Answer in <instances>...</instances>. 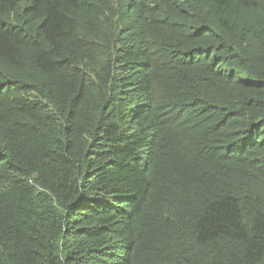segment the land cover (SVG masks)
Segmentation results:
<instances>
[{
    "label": "trees",
    "instance_id": "1",
    "mask_svg": "<svg viewBox=\"0 0 264 264\" xmlns=\"http://www.w3.org/2000/svg\"><path fill=\"white\" fill-rule=\"evenodd\" d=\"M0 264H264V0H0Z\"/></svg>",
    "mask_w": 264,
    "mask_h": 264
}]
</instances>
